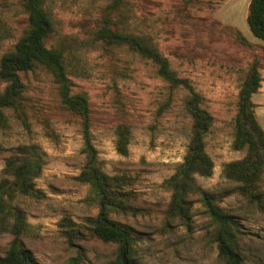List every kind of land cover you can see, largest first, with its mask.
Listing matches in <instances>:
<instances>
[{"label": "rangeland", "instance_id": "1", "mask_svg": "<svg viewBox=\"0 0 264 264\" xmlns=\"http://www.w3.org/2000/svg\"><path fill=\"white\" fill-rule=\"evenodd\" d=\"M249 1L44 0L52 22L45 46L62 53L70 94L87 100L96 167L129 180L120 186L129 196L116 200L128 208L111 209L108 218L130 229L136 264H225L215 242L218 227L199 191L234 217L242 263L264 264V170L254 189L224 172L247 154L232 141L239 93L251 69L259 77L252 111L264 134V41L246 24ZM26 21L22 0H0V59L23 37ZM99 28L143 37L186 83L171 87L151 59L126 44L99 41ZM19 79L18 105L1 109L0 185L12 180L5 172L12 149L33 146L41 158L33 186L42 196H3L0 259L13 239L10 207L23 212L28 226L20 239L34 264H112L116 245L90 232L99 203L79 178L87 154L78 116L61 105L46 66L36 64ZM5 87L0 80V94ZM191 90L212 118L203 139L212 170L208 177L194 174L193 188L176 204L168 180L187 153ZM120 133L128 141L125 156L116 150Z\"/></svg>", "mask_w": 264, "mask_h": 264}, {"label": "trees", "instance_id": "2", "mask_svg": "<svg viewBox=\"0 0 264 264\" xmlns=\"http://www.w3.org/2000/svg\"><path fill=\"white\" fill-rule=\"evenodd\" d=\"M23 8L27 14V29L23 37L15 44L13 49L0 59V80L6 87L0 94V126L3 124L1 109L17 106L23 88L19 73L33 69L36 64L49 68L52 72L57 95L61 105L78 116L80 120L84 152L87 154L86 166L79 178L90 184L99 203L98 213L93 221L90 232L103 243L116 245L115 260L112 264H136L132 259V236L128 227L108 218L111 209L128 206L116 203L117 198L129 195L120 191L125 181L124 177H109L96 167V152L90 143L89 134V108L85 97L70 94V83L66 75L62 53L58 50L48 49L45 39L52 31V22L44 8V0H22ZM246 24L254 38L264 41V0H250L248 3ZM96 38L103 44H126L142 56L151 59L157 67V74L171 87L184 85L186 82L178 79L170 70L168 62L156 48L140 36L120 34L108 28L96 30ZM259 86V77L251 69L248 78L244 81L239 97L238 109L233 123L232 147L235 150L245 149L246 157L240 161L227 164L224 172L227 177L236 179L246 189H254L257 178L264 170V134L255 119L250 97ZM185 105L192 119L191 136L187 146L184 162L178 167L176 173L168 180L174 190L173 202L182 200L187 188L194 186V174L208 177L211 174L212 163L204 152V136L209 131L212 118L198 104V96L192 92ZM19 108L16 107V109ZM127 139L120 133L116 150L120 155L127 154ZM14 153L6 160L5 172L12 177L0 185V211L3 205V196L13 195L14 192L39 198L42 193L34 188L33 180L40 173L41 158L35 147L20 146L12 149ZM128 182L129 180L126 179ZM192 187V188H191ZM130 194L133 192H129ZM206 211L218 227L215 242L218 255L225 264H243L242 257L237 250L234 232H239L234 217L222 212L215 204L208 192L199 191ZM251 200H258L257 196L249 193ZM119 205V206H118ZM7 210L13 216L11 229L12 242L0 264H34L31 255L20 239L27 224L23 212L19 209Z\"/></svg>", "mask_w": 264, "mask_h": 264}]
</instances>
